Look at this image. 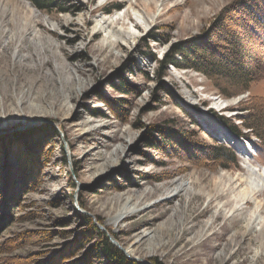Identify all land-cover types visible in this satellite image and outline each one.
I'll return each mask as SVG.
<instances>
[{
  "label": "rangeland",
  "instance_id": "rangeland-1",
  "mask_svg": "<svg viewBox=\"0 0 264 264\" xmlns=\"http://www.w3.org/2000/svg\"><path fill=\"white\" fill-rule=\"evenodd\" d=\"M51 1L0 0V188L14 198L0 197V264H106L86 257L98 236H79L80 214L134 263L264 264V191L244 196L237 180L244 160L264 170V127L243 125L264 113V78L236 93L215 76L225 97L200 71L157 62L206 36L222 55L254 50L238 0ZM130 4L150 24L129 10L115 24L136 25L128 40L106 42L95 18ZM36 128L56 133L32 141ZM217 145L236 162L220 165ZM175 180L185 190L172 196Z\"/></svg>",
  "mask_w": 264,
  "mask_h": 264
},
{
  "label": "trees",
  "instance_id": "trees-1",
  "mask_svg": "<svg viewBox=\"0 0 264 264\" xmlns=\"http://www.w3.org/2000/svg\"><path fill=\"white\" fill-rule=\"evenodd\" d=\"M30 1L38 9L44 11H47L48 4L50 5L53 2L51 0ZM119 8L120 6L118 4L112 7V9ZM234 9L239 15L238 22L244 27L246 36L249 39H252L256 44L254 50H251L244 42H238L237 46L240 53H237L238 55L236 57L229 53L222 55L210 41H206V36V38L203 37L204 39L202 38L193 43V45L190 46V49H187V46H183L179 43L174 44L167 50L160 60H157L158 64L164 69L169 65H173L178 68L186 67L200 71L206 77L212 79L219 94L225 97L234 95L235 93L233 92L235 91H237L236 93L247 91L251 83H256L264 78V0H238ZM192 47H194V49ZM215 76L226 81L227 85H229L230 88H233V90H231L233 92L229 91L227 88L220 87L214 79ZM217 118L224 125L228 123V119L224 116H217ZM243 125L253 130H255V128L262 130L264 127V113L258 111V113L253 114L246 119ZM228 128L234 134L245 137L244 134L236 129L235 125H231ZM34 131L35 133L31 136V140L34 138L37 140L46 139L50 133H56L53 128L49 133L48 129L44 130L43 128H36ZM257 135L262 138V136H264V131L258 132ZM28 137H30V135H28ZM179 138L181 140V137ZM262 145L264 146V139ZM184 147L185 151H187L186 149L188 148L186 146ZM212 153L215 155L214 159L223 167L226 166L224 162L227 160L230 162H236L234 152H232L227 146L217 145ZM187 154L190 155L189 152ZM3 189L4 188H0V197H2L4 192V201L14 199L12 193L8 194L6 187L5 190ZM15 191L16 190L13 192L15 193ZM80 206L83 207L82 205ZM6 216L7 213L4 211L2 214L3 219ZM79 218L82 219L83 225L86 228L79 236L87 238L90 235L98 236L96 241H92L91 248L86 252V257H88V255L96 254L97 256H100V258H104L107 261L106 264H138L130 261L122 251L113 245L106 235L95 226L89 216L80 214ZM85 240L86 239L80 240L79 244L84 243ZM75 242L73 243V248L76 249L78 244ZM85 260L87 264L90 263L88 258ZM153 263L158 264L156 261Z\"/></svg>",
  "mask_w": 264,
  "mask_h": 264
},
{
  "label": "bare ground",
  "instance_id": "bare-ground-1",
  "mask_svg": "<svg viewBox=\"0 0 264 264\" xmlns=\"http://www.w3.org/2000/svg\"><path fill=\"white\" fill-rule=\"evenodd\" d=\"M129 10L132 11V17L134 16V19H135L134 21L136 24H139L141 26L143 25L145 27H147L150 24L148 21V18L138 9H135V7L131 4L124 11L120 10V11L114 12V14H110L105 17H96L94 20L95 21L94 28L97 30L103 31L104 33L103 37L106 42L110 44H117L119 43V41L128 40L129 35L132 34L131 30L134 29L136 25H133L130 27V29L126 30L121 27L116 28L115 24L117 23V21H120L122 18H125L126 16H128ZM229 102L230 100H227V99H223V100L215 99L213 103L215 107H218L220 110H227L230 107ZM243 163H244L243 167L245 169V172L238 174L237 180L240 181L241 185L243 184L244 196H247V197L250 196L249 198L251 197L254 198V196L264 191V170H262L256 164L250 163L249 161L245 162L244 160ZM171 188H172L171 195L177 196L179 195L180 192L185 190V184L182 181L175 180L172 183ZM220 205L224 206L223 203ZM125 214L126 212H119V214L114 219L115 220L119 219L123 217V215ZM166 230L167 229H164V231ZM123 250L127 252V254L132 255V250L127 249L126 247L125 248L123 247Z\"/></svg>",
  "mask_w": 264,
  "mask_h": 264
},
{
  "label": "water",
  "instance_id": "water-1",
  "mask_svg": "<svg viewBox=\"0 0 264 264\" xmlns=\"http://www.w3.org/2000/svg\"><path fill=\"white\" fill-rule=\"evenodd\" d=\"M26 126H21V127H19V129H22V128H25ZM108 237H109V240H110V242L112 243V244H114L115 246H117L121 251H123L124 253H125V251L123 250V247H121L119 244H118V242L113 238V237H111L110 235H108ZM126 254V253H125Z\"/></svg>",
  "mask_w": 264,
  "mask_h": 264
}]
</instances>
